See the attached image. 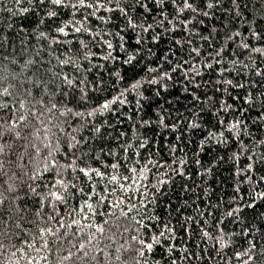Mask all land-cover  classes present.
<instances>
[{
  "label": "trees",
  "instance_id": "obj_1",
  "mask_svg": "<svg viewBox=\"0 0 264 264\" xmlns=\"http://www.w3.org/2000/svg\"><path fill=\"white\" fill-rule=\"evenodd\" d=\"M129 2L100 0L93 8L51 9L0 0V104L9 106L0 109V264H264V199L252 198L264 192V182L257 183L264 176V162L257 159L264 155V54L242 47L244 42L264 47V35L257 41L248 31L264 34V0H238L241 7L235 11H226L232 6L221 0L208 17L184 13L180 19L192 21L191 46L202 50L197 59L187 56V31L172 38L154 24L162 39L153 43L148 33L129 27L119 11H107ZM49 10L57 15L49 17ZM60 27L68 35L57 31ZM75 27H82L81 33ZM141 35L145 39L137 44ZM173 39L184 47L178 49ZM220 48L224 51L215 57ZM209 53L213 58H207ZM165 56L188 60L192 67L185 69L202 74L193 81L200 87L186 84L182 69L170 73L173 79L157 95L158 85L147 81L158 79L161 68L169 71ZM129 57L134 59L126 63ZM205 62L213 67H202ZM137 80L141 86L125 92ZM121 92L125 104L92 117L75 115ZM20 115L30 127H22ZM192 120L203 127L187 129ZM236 121L239 127L228 131ZM209 129L223 132L219 139L226 142L208 138ZM145 141L147 148H139ZM128 144L138 153L131 162L123 151ZM249 155L256 160L251 180L235 174L249 163ZM173 156L186 162L183 176L172 171ZM117 159L122 163L113 171L108 166ZM134 165L139 171H131ZM79 168L105 175L85 177ZM111 175L118 176L115 183ZM237 195L243 199L234 203Z\"/></svg>",
  "mask_w": 264,
  "mask_h": 264
},
{
  "label": "snow or ice",
  "instance_id": "obj_2",
  "mask_svg": "<svg viewBox=\"0 0 264 264\" xmlns=\"http://www.w3.org/2000/svg\"><path fill=\"white\" fill-rule=\"evenodd\" d=\"M17 3H21V0H16ZM23 2L28 3L31 2L33 4H35L38 7H43L44 5H49L51 9H56V8H63V7H81V8H93L96 5L100 4V0H78V4H73V5H69L66 4L65 0H23ZM105 2L110 3L111 0H105ZM229 3L232 7H230L229 9H227L226 11H235V9H238L241 7V4L238 2V0H229ZM102 6V5H101ZM170 7V11L168 10ZM221 7V0H215V2H213V0H203L202 5H197L194 3V0H151V6L149 5V0H130V2L125 5L124 7H119L117 6L116 8H109L107 9V11L110 12H114V11H119L124 18L127 20L128 22V26L131 27L133 30H135L136 28H140L142 33H148L149 36L148 38L152 40L153 43H159V41L162 39L161 34L159 31H156L154 29V24L156 25V27L158 28H163L164 34L168 35L169 33H171V37L174 38L178 33L183 32V31H187L188 35L185 36L183 38L184 41H186L189 45V48L187 50V56L190 59H197L200 57L201 55V48L200 47H192V35H194V33L191 32L190 29H188V24L192 23L191 20H187V19H180V17L184 14V13H188L189 15L195 17L201 16V17H208L210 15V13H214L215 9ZM136 10L138 11V15L133 16L130 15V12H136ZM24 12H28L30 11L29 8H24L23 9ZM154 12L158 13V16L153 15ZM47 15L49 17H54L57 15V12L54 10H49L47 12ZM91 15H95V13H91ZM149 17H152V22H149ZM85 19H87V17H85ZM101 20L104 19V17H100ZM199 23H203V20L200 19L198 20ZM81 25H83V21L80 22ZM85 31H87V29H84ZM57 31H59L60 33H64L65 35H68V33H65V28L64 27H60L57 29ZM74 31L76 33H81L82 31V27H75ZM250 32V35L252 37H254L257 41H259L262 38V33L253 30L251 28H249L248 30ZM113 35H119V33H113ZM240 33H236V36H239ZM41 37L45 36V33L41 32L40 33ZM232 37H229V39H231ZM145 39V37H143V35L140 36V39L137 40V44H141L143 43V40ZM204 40H208L209 37H203ZM104 43L106 44L108 49H112L113 45L111 42L108 41H104ZM80 44L83 48H87L88 45L81 40ZM173 45L174 46H178L179 48H183L184 47V42L180 39H173ZM242 47L246 50H250L251 52H255L257 54H264V47H252L249 43L244 42L242 44ZM149 51H151V49H149ZM224 51L223 48H220L218 50H215L214 52V56L215 57H220L221 53ZM173 55H175V52H173ZM111 53H109V57L110 58ZM207 58H213V53H209ZM206 58V59H207ZM134 59V57H129L127 61H125L126 63H131L132 60ZM165 63L168 64L169 66V71H163V69L161 68V72L162 74L159 76L158 79H149L147 81V83L153 84V85H158V91H157V95L159 94V87H167V81H170L173 79L172 74L178 73L180 72L182 69H185V65H188V69H191V64H189L188 60H180L178 59L176 62H173L169 59H167V56H165ZM63 63H67V61H64ZM216 64H220L221 61L219 59L215 60ZM175 65V66H173ZM202 67L204 68H212L213 65L209 64V63H204L202 64ZM149 73H155L157 71V69H149L148 70ZM195 72V74L193 75L192 72ZM202 74L197 71V70H192L189 71L187 69H185L183 76L181 77V79H183L185 81L186 84H192L193 87L195 88H199L200 84L199 83H195L193 84V81L196 80V78L198 76H201ZM69 84L72 83L71 80L68 81ZM230 83V81H229ZM142 82L137 80L136 82H134L133 84H131L129 86L128 89H125V92H130V91H135L136 89H138L141 86ZM187 91V88H186ZM4 93L8 92L7 88L3 89ZM192 96V99L195 103H199L200 102V97L197 96L195 93H189ZM126 98L124 96V92H121L119 95L113 97L111 100H107L105 102H103L102 104L98 105L97 108H94L92 111L85 113H80L77 112L75 113L76 116H84L87 115L88 117H92L94 115H96L97 113L102 114L104 111H111L112 110V106L116 105V104H125ZM137 104L140 103L139 100L136 101ZM8 105H3L0 104V109H5L8 108ZM20 108H23V105H19ZM53 108L56 107V105L52 106ZM223 107V105L221 106ZM69 112H71V109L68 110ZM219 111V110H218ZM61 115H63V113H61ZM17 119L22 122V127L24 128H28L30 127V124L28 123L27 117L24 115H20L19 117H17ZM149 121H144V124L147 125L149 124ZM161 125L165 128H168L169 125L165 124L163 119H161L160 121ZM181 123L183 124V121H181ZM219 124L221 126H223L225 124V122L223 120L219 121ZM240 121H236L234 123H232L230 126H228V131H234L239 127ZM171 127L175 130L178 128V125H171ZM203 127L202 124L197 123L195 120L189 121L186 125L187 129L190 130H196L198 128ZM3 124H0V136L3 135ZM95 131L97 133H100L101 129L99 127L95 128ZM16 136H19L20 133L17 131L15 133ZM121 135H124L123 133ZM224 135L223 132H217V131H213L212 129L208 130L207 133V137L208 138H212V139H216L218 143H225L226 141L223 139H219V137H222ZM181 136H177L176 139L179 141L181 140ZM201 144L203 145V141H201ZM132 148L131 144H128L127 148H124L123 151L128 153V157H127V162H131L132 160H134V158L138 155V153L136 152H132L129 151ZM139 148L142 149H146L147 148V141H145L144 143L139 144ZM244 148H241V151H244ZM4 151V145L0 144V153H3ZM51 155V153H50ZM109 155H111V153H109ZM236 155L234 154L233 157L231 158L233 161H236ZM141 160H146L147 157H144L143 155L140 156ZM220 160H223V157L219 158ZM258 160H260L261 162H264V155L257 157ZM249 163L244 167V168H240L237 170V172L235 174L237 175H244L248 180L252 179V172L255 169V163L256 160L253 159V157L251 155H249L248 157ZM51 163L54 165L56 164L55 160H52ZM122 160L121 159H117L116 162L110 164L108 167L115 171L118 170V168L121 166ZM149 163H152V161H149ZM157 165H159V162H155ZM167 163V162H166ZM197 163L199 164L200 162L197 161ZM171 164L175 165V167L172 168V171L175 172L177 175H181L183 176L184 173L183 171H181V169L183 167L186 166V162L176 158L175 156H173V158L171 159ZM69 168H71V164L68 165ZM55 171V170H54ZM78 171L80 173H83L85 177H89L91 178V176H103L105 175V173H102L100 170L92 168V169H86V168H79ZM131 171H139L138 167H136L135 165L133 166V168L131 169ZM149 171H151L149 169ZM210 171V169H206V172ZM57 175H62L63 173H56ZM201 175H203V173H201ZM111 181L113 183H115L118 179L117 175H111L110 177ZM124 180H131L132 177L131 176H124L123 177ZM168 181H158V183L160 184H164L167 183ZM260 182H264V176L260 177V180L257 181V183ZM59 183L63 184V181H59ZM121 189H124V185L121 184L120 185ZM114 190V188H113ZM125 191H127V189H124ZM237 193H239V188L236 189ZM257 196L261 199H264V192H259V193H253V199L257 198ZM3 199L4 197L2 196V194H0V206H2L3 203ZM57 200L62 199V197H60L59 195H57L56 197ZM243 197L237 195L233 197V201L234 203L242 200ZM251 206V205H249ZM233 211H235V209H233ZM233 211H229L228 215L231 216L233 215ZM188 220H191L192 217H188ZM165 227L167 228L168 226L165 225ZM102 231V229H101ZM164 233L161 232L160 236H163ZM209 233L208 232H203V236H208ZM133 239H136L135 237H133ZM219 241H223V236H219L218 237ZM141 244H144L143 241L140 242ZM153 244L152 243H147L146 244V248L147 249H152Z\"/></svg>",
  "mask_w": 264,
  "mask_h": 264
}]
</instances>
